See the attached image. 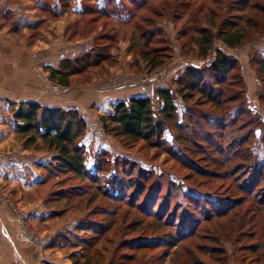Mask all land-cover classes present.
Instances as JSON below:
<instances>
[{
  "label": "rangeland",
  "instance_id": "rangeland-1",
  "mask_svg": "<svg viewBox=\"0 0 264 264\" xmlns=\"http://www.w3.org/2000/svg\"><path fill=\"white\" fill-rule=\"evenodd\" d=\"M29 1L24 0V3ZM105 1L56 0L55 9L50 5L30 7L35 9L36 25L23 31L12 30L14 16L11 11H2L3 7H0L1 38H9L15 47L23 45L30 49L36 45L41 60L53 59L51 63L36 62L27 73L25 86L18 87L19 90L10 88L12 91L9 92L18 95V99L8 106V120L13 121L11 110L20 102L36 101L44 106L75 110L85 121L83 134L78 139L84 156L85 176L62 169L53 151L26 147L14 130V121L12 128H8L9 136L0 140V201L8 206L12 220L20 226L18 236L25 249L23 259H29V263L34 259L37 264H184L186 258L195 259L198 264H222L218 262V252L203 253L198 245L210 242L204 239L206 234L211 239L223 230L225 235L218 234L217 243L224 249L225 264H252L254 255L240 247L248 242L246 237L242 238V243L234 241L242 232L254 231L258 236L259 227L264 226L263 212L253 214L249 209L254 206L250 199L239 203L231 213L210 218L200 215L202 203L200 207L179 209L174 205L176 198L183 201V193L193 199L212 195L214 202L215 196L232 198L238 189L237 183L241 181L240 176L234 179L222 177L214 173L213 168L210 173L197 172L175 159L165 149L172 144L175 128H166L163 145L156 146L153 140L134 142L107 132L102 117L112 114L115 103L131 95L149 96L156 107L155 91L169 88L174 93L177 121L182 122L187 105L177 91V81L184 77L188 67L207 68L219 49L238 60L244 104L264 120V104L259 98L264 80L261 81L253 62L255 58L264 57L262 26L248 31L251 39L235 48L213 39L205 57L200 56L196 39L199 29L207 27L205 20L217 13L222 20L226 17L233 20V14H249L263 25L264 13L259 9L264 8V0H249L250 3L241 7L255 6L256 9L252 8L249 13L248 10L239 11L240 0H205L195 3L192 10L186 0H163V4L156 1L154 5L160 9L156 26L161 30L156 32V40L164 41L171 58L152 73H148L137 58L141 46L134 48L133 45L141 32L131 23L123 24L97 14L94 9H85L106 5ZM85 10L89 12L84 15ZM149 16L154 14L141 8L132 22L145 27L144 19ZM211 30L215 32L216 29ZM101 36L102 39L96 40ZM103 45L107 46L104 57L84 65V55L91 49L95 54V48L100 50L98 46ZM75 57L80 58L78 66L81 70L70 77L68 86L50 79L49 68L56 69L63 60ZM208 72L203 76L206 77ZM207 81L212 82L210 78ZM196 98L201 100L198 95ZM188 104L208 110L207 105L198 106L194 100ZM207 127L199 132L207 133ZM259 133L260 130H256V137ZM98 163L101 167L97 166ZM129 181L130 188L127 187ZM175 211L176 215H171ZM182 211H188L190 216L200 215L199 219L192 216L196 220L194 223L198 222L203 228L199 230L198 238H187L172 246L160 245L150 250L136 249L132 244L131 240L150 236L176 237L177 226H194L183 225L180 218L178 220ZM17 259L19 264L24 263L21 258Z\"/></svg>",
  "mask_w": 264,
  "mask_h": 264
},
{
  "label": "trees",
  "instance_id": "trees-1",
  "mask_svg": "<svg viewBox=\"0 0 264 264\" xmlns=\"http://www.w3.org/2000/svg\"><path fill=\"white\" fill-rule=\"evenodd\" d=\"M156 1L163 0H120L117 3H113L114 0H106V5L85 8L86 10H95L97 14L118 20L123 24L131 23L135 30L141 32L133 45L134 48L141 46L137 52V58L144 64L148 73L157 71L171 58L164 41L156 40V32H161L160 28L156 26V19L160 12V9L154 5ZM204 1L186 0V3L192 10L191 7H194L195 3ZM250 2L249 0H240L237 8L239 11L248 10L249 13L252 8L256 9L255 6L251 5L248 9L241 7ZM256 4L257 2H255ZM141 8L154 14V16L144 19L145 27H141V23L132 22L136 17V12ZM86 10L82 14L85 15L89 12ZM259 10L264 13V8ZM116 11H118L117 16L114 15ZM219 15L217 13L205 20L207 27L199 29L200 34L196 39L202 57L207 55L215 38L229 48H235L251 39L248 37L250 33L248 31L258 30L260 26L264 29V24L259 25L257 20H253L249 14H233V20H229L227 17L222 20ZM192 24L195 25L197 22H192ZM211 28L216 29L215 32ZM190 34L193 38V33ZM102 38V36L97 37L96 40ZM98 47L100 50L95 48V54L91 49L84 55L86 58L84 65H89L92 60L104 57L107 46ZM79 59L78 57L65 59L58 68H49L50 79L61 86H68L71 81L70 77L81 70V67L78 66ZM253 62L257 65L258 75L263 81L264 57L255 58ZM207 68L199 70L188 67L184 77L177 81L179 85L177 91L187 105L182 122L178 123L177 121L172 90L159 88L155 91L158 97L156 107L152 105V99L149 96L131 95L116 102L113 113L108 117H102L104 128L115 136L134 142L153 140L156 146L163 145L166 128H175L172 144L165 147L175 159L188 164L191 169L197 172L210 173L213 168L216 170L214 173H219L222 177L231 176L233 179L241 177V181L237 183L236 194H233L232 198L231 196H228L229 198L215 196L216 202H214L212 195L207 198L196 197L193 199L183 193L181 197L183 201L179 198L174 201L176 209L187 206L200 207L199 205L202 203L203 210L199 209L200 215L210 218L231 213L239 203L250 199L254 204L253 208L249 207L253 210V214H258L259 211L264 214V120L260 118V114L252 113L244 104V89L241 77L238 75V60L236 58L216 49L213 60ZM206 71H209L207 78L203 76ZM208 78L211 79V83L207 81ZM196 95L199 96L200 101ZM259 98L264 104L263 85L259 92ZM193 100L198 106L207 105L208 110H200L194 105L193 107L189 106L188 102ZM11 113L14 130L24 141L26 147L36 151L45 149L53 151L56 154L55 159L60 163L62 169L85 176L83 151L78 143L85 128V121L79 113L75 110L44 106L36 101L20 102L16 109L11 110ZM205 126H208V132L201 134L199 130H203ZM213 129L216 130L212 131ZM256 130H260L257 137ZM187 158L189 161L185 162ZM232 162L234 164H231ZM100 164L103 165L102 162ZM101 165L97 164L98 167ZM138 173L141 174V170H138ZM144 178L146 179V177ZM130 186L129 181L127 187L130 188ZM170 189L174 190L172 185H170ZM188 213V211H182L178 220L180 218L183 225L193 224L194 226H177L176 237L179 239L150 236L143 240H131L132 244H135L136 249L150 250L158 248L160 245L172 246L177 241L187 238H198L199 230L203 228L202 225L198 226V222L194 223L196 220L192 216L199 219L200 215L191 214L192 216H190ZM171 215H176V211ZM259 228L261 232L258 236L254 231H250L242 232L240 237L234 239L238 243L242 241L243 237H246L248 242L243 243L240 247L243 251L246 250L254 255V258H251L252 264H264V226ZM218 234L225 235V232L220 230ZM218 234L212 236L211 239L209 238L211 236L206 234L204 239H208L210 242L206 245H198V247L203 253L209 255L218 252V262L225 264L224 249L217 243L219 242ZM184 264L198 263L195 259L185 258ZM199 264L202 263L199 262Z\"/></svg>",
  "mask_w": 264,
  "mask_h": 264
},
{
  "label": "crops",
  "instance_id": "crops-1",
  "mask_svg": "<svg viewBox=\"0 0 264 264\" xmlns=\"http://www.w3.org/2000/svg\"><path fill=\"white\" fill-rule=\"evenodd\" d=\"M16 1L4 0L3 3H0L1 9L3 7L2 11H11L14 16L13 31L35 28L36 12L30 7L45 8L46 5H50L54 9L56 8V0L52 2L51 0H31V2L28 0L27 3H24V0H18V3ZM26 9H28L27 13ZM8 39L0 37V140L9 136L8 128L11 129L13 125V121H9L6 115L10 102L13 103L18 95L15 96L14 92L10 93L9 91H12L10 88L14 87L19 90L18 87H24L27 73L36 62L51 63L53 61L49 58L41 60L39 50L36 53V45L30 49H25L23 45L15 47ZM3 40H7V42ZM12 219L8 212V206L0 201V264H19L17 257L24 260L25 249L18 236L20 226H17ZM31 261L33 263H29V259L24 260L23 264H37V262L34 263V259Z\"/></svg>",
  "mask_w": 264,
  "mask_h": 264
},
{
  "label": "built area",
  "instance_id": "built-area-1",
  "mask_svg": "<svg viewBox=\"0 0 264 264\" xmlns=\"http://www.w3.org/2000/svg\"><path fill=\"white\" fill-rule=\"evenodd\" d=\"M157 99H158V97H157Z\"/></svg>",
  "mask_w": 264,
  "mask_h": 264
}]
</instances>
